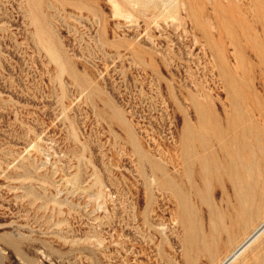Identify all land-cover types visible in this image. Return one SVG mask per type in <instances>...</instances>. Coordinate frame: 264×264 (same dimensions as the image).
Returning <instances> with one entry per match:
<instances>
[{
  "label": "rangeland",
  "instance_id": "rangeland-1",
  "mask_svg": "<svg viewBox=\"0 0 264 264\" xmlns=\"http://www.w3.org/2000/svg\"><path fill=\"white\" fill-rule=\"evenodd\" d=\"M249 185L264 0H0V264H217Z\"/></svg>",
  "mask_w": 264,
  "mask_h": 264
},
{
  "label": "bare ground",
  "instance_id": "bare-ground-1",
  "mask_svg": "<svg viewBox=\"0 0 264 264\" xmlns=\"http://www.w3.org/2000/svg\"><path fill=\"white\" fill-rule=\"evenodd\" d=\"M209 169V168H208ZM210 170V169H209ZM208 170V171H209ZM264 194V187L259 188L255 186H247L245 191H241L238 196V201L233 205L231 214L227 211L224 214L223 218V226L221 230H225L229 232L232 228L239 223V220L248 212L252 211L255 203L258 201L259 196ZM237 212V213H236ZM241 213V216H238ZM225 220V221H224ZM222 232V231H221ZM264 232V216L259 219V222L253 224L251 230L247 231L243 238L238 241L234 247L222 258L217 264H230L233 260L237 258L254 240H256L259 235ZM217 236H207L203 238L200 246H199V253L207 251L213 244L217 241ZM190 250L186 248L184 251L183 257L185 258L184 261H188Z\"/></svg>",
  "mask_w": 264,
  "mask_h": 264
}]
</instances>
